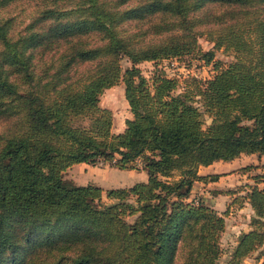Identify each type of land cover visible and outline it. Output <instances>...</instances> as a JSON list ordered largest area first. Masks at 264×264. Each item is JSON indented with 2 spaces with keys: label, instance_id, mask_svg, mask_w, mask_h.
<instances>
[{
  "label": "trees",
  "instance_id": "trees-1",
  "mask_svg": "<svg viewBox=\"0 0 264 264\" xmlns=\"http://www.w3.org/2000/svg\"><path fill=\"white\" fill-rule=\"evenodd\" d=\"M14 1L0 0V8ZM34 1L44 8L23 32L0 19V118L11 121L0 137V264H217L228 211L196 201L193 187L220 177L200 174L202 166L264 156V0ZM142 20L151 22L144 32L166 35L142 46L135 33L122 34L123 24ZM201 24L236 60L199 83L198 106L194 95L176 93L175 78L149 79L136 65L194 52ZM202 55L210 63L214 54ZM124 56L133 63L125 71ZM95 60L103 62L90 75L67 83L71 67ZM121 81L132 117L115 133L100 97ZM99 162L144 169L148 181L105 190L64 176ZM259 185L234 201L245 200L255 216L228 264L259 248L264 264ZM41 249L62 253L49 261L34 255Z\"/></svg>",
  "mask_w": 264,
  "mask_h": 264
},
{
  "label": "rangeland",
  "instance_id": "rangeland-1",
  "mask_svg": "<svg viewBox=\"0 0 264 264\" xmlns=\"http://www.w3.org/2000/svg\"><path fill=\"white\" fill-rule=\"evenodd\" d=\"M109 2H115L116 0H106ZM140 2V0H130L125 6L136 5ZM70 2L62 1L59 4H68ZM43 5H36V1L34 0H15L12 3H8L5 6L0 8V19H11L13 22L14 34H18L23 32L25 27L30 24L33 19L36 17L37 13L41 14L43 10ZM218 8L212 9L210 12H215ZM150 20L147 21H130L120 28L123 35L136 34V43L139 45H147L151 42H155L163 38L166 33L161 35H154L153 32L147 31L149 29ZM211 28L209 24H201L196 27L197 34V43L198 48L194 50V52L189 54H184L179 57L166 58L158 61H144L138 63L136 66L139 68L142 75L147 78H152L155 74L162 73L167 75L170 78H175L178 81V88L176 93L187 92L191 96L194 95V104L200 106L201 98L199 97L198 92L200 89V84L202 81L211 78L215 73L216 69L224 68L228 64L234 62L236 60V54L233 50H227L224 47L217 48L215 42L209 39V37L205 34L206 30ZM143 32V33H141ZM98 36H92L89 41L91 43H98ZM213 52V59L210 63L206 62L203 59L204 52ZM103 60H95L92 62H85L75 64L71 67L68 75L69 79L67 83H73L79 78H86L90 75L94 68L98 65V63H102ZM57 65V62L54 63ZM120 65L125 71L127 68L133 66L131 60L127 57H123L120 61ZM218 66V68H217ZM54 67L50 72H54ZM51 77H47L46 81H50ZM100 104L103 107H108L113 112L114 117V126L116 128L121 127L125 124V120L127 115L129 114L130 107L125 97L124 92V82L121 81L118 85L106 89L102 96L100 97ZM203 111L204 109L201 108ZM205 126H208L212 123V117L205 113L203 116ZM11 121L8 118H0V137L2 134H8L10 131ZM3 141L0 139V147L2 146ZM253 159L256 156L252 157ZM143 159H139L136 163V166L141 168L143 166ZM257 161H255L256 163ZM247 167L239 169V172L244 174V176L239 180L240 182L233 183L232 180L227 179L223 185H218L214 183L213 180H198L194 183L192 198L196 199V201H202L211 207L214 206L218 201L215 198L219 192H222L225 198V204L222 203L223 206L217 205L218 209H216L219 213L224 214L225 211H228L226 217L228 218L227 228L221 237V245L223 249V253L219 258L217 264H228L231 259L232 252L237 245L241 234L244 230H250L251 226V218L255 216V211L253 208H249L248 204L245 203V200H239V202H234L237 197H240L246 194L256 181L258 180L260 183V188H264V163L260 162L257 165L253 160H246ZM214 164V163H213ZM225 163H215L214 165L208 167L209 172H222L228 166L224 165ZM96 168L94 176H101L103 173V179L100 181H94L99 185L104 187H125L129 185H133L136 182L141 181V177L138 174H134V176L130 175V171L126 169L115 168L109 170L113 166L112 163H104L99 162L96 165H93ZM135 171H140L144 169H133ZM202 170H205L202 168ZM146 172V171H145ZM147 173V172H146ZM177 173V172H176ZM83 174V170L75 171L73 173L67 172L64 174L67 180L73 176H76V181H74L78 185H87L88 181L83 182V180H78L79 175ZM224 176L223 178L229 176L231 173L228 171L225 173H221ZM207 175V174H205ZM225 180V179H224ZM73 181V180H72ZM90 181L89 183H91ZM217 181V180H216ZM202 183L209 184L208 186L200 185ZM222 186V187H221ZM200 188V189H198ZM206 188V190H204ZM105 190L108 188H104ZM232 191L234 192L231 195L224 194L226 192ZM214 195V196H213ZM211 196V197H210ZM105 204H109L110 201L106 198V192H104L102 202ZM221 208V209H220ZM248 208V209H247ZM133 218H130L132 220ZM264 230V226H263ZM264 249V246L262 247ZM62 252L57 250H45L41 249L37 253L34 252V255L40 258H48L47 260H55L56 257H59ZM262 249L259 248L256 251L249 254L242 260V264H262Z\"/></svg>",
  "mask_w": 264,
  "mask_h": 264
},
{
  "label": "crops",
  "instance_id": "crops-1",
  "mask_svg": "<svg viewBox=\"0 0 264 264\" xmlns=\"http://www.w3.org/2000/svg\"><path fill=\"white\" fill-rule=\"evenodd\" d=\"M131 117H132V113L129 112V114L127 115L126 119L127 118H131ZM124 128H125V124L123 126H121V127H118V128H116L115 126H113V131L115 133H120V132H122L124 130ZM254 156H256L255 159L252 158ZM246 160H248V161L249 160H253L254 163H255V161H257L255 163L257 165L260 162L264 163V156H259L258 154H242L240 157L235 158V159H233L231 161H223V160H220V161L214 162V164L215 163H220V162L225 163L224 165H228V166H222V167H224V168L226 167V169H228V170H224L223 172H222V170L221 171H218V172H209L208 171V167L214 165V164H211L209 166H202V167H200V171L199 172L202 175H205V174H220V175H222L221 173H225V171L226 172L228 171L229 173H231L229 176H227L225 178H223L224 176H220L219 179H218V181H215L214 183H216L218 185H223L224 182L227 181L226 178L232 180L233 183H237V182H240L239 180H241V178L244 176V174L242 175V173L239 172V169L244 168V167H247L246 165H248V164L246 163ZM95 168L96 167L93 166L92 164L80 163V164L73 165L65 173H67V172L73 173L75 171L77 172V171L83 170V174L82 175H79V177L77 179L78 180H81V181L83 180V182H84V180L85 181H88V184H89V182L92 181V180H94V181L95 180L96 181L97 180L98 181L100 180L101 181L103 179V173H102L101 176H94L95 175L94 174L95 173V170H94ZM115 168H118V167H111L109 170H112V169H115ZM202 168H204L205 170H202ZM126 170H129L130 171V175L131 176H134V174H138V172H140L141 174H139V175L141 177V181H139V182H146V181H148L149 176L145 172V170H140V171H135V170H131V169H126ZM74 177H76V176H73L70 179H72L73 181H76V178H74ZM94 181H92L91 183L97 184ZM97 185H99V183ZM200 185L208 186V185H210V183L209 184L202 183ZM99 186H101L103 188H109V187H104L102 185H99ZM129 186H131V185H129ZM125 187H127V186H125ZM111 188H119V187H111ZM198 189H200V188H198ZM204 190H206V188ZM194 191L195 190L193 189V192ZM223 197H224L223 194H218V195L215 196V198H217L216 200L218 202L216 204H214V206H213L214 208L218 209L217 208L218 207L217 205L223 206L222 203L225 204V198H223ZM248 205H249L248 206L249 208H252L250 204H248ZM247 230L248 229H246L244 231H247Z\"/></svg>",
  "mask_w": 264,
  "mask_h": 264
}]
</instances>
